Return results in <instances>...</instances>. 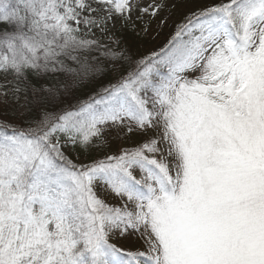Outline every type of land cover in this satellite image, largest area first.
Listing matches in <instances>:
<instances>
[{
  "label": "snow or ice",
  "instance_id": "6c2138e0",
  "mask_svg": "<svg viewBox=\"0 0 264 264\" xmlns=\"http://www.w3.org/2000/svg\"><path fill=\"white\" fill-rule=\"evenodd\" d=\"M0 264H264V0H0Z\"/></svg>",
  "mask_w": 264,
  "mask_h": 264
},
{
  "label": "rangeland",
  "instance_id": "374dc122",
  "mask_svg": "<svg viewBox=\"0 0 264 264\" xmlns=\"http://www.w3.org/2000/svg\"><path fill=\"white\" fill-rule=\"evenodd\" d=\"M167 31H168V29H165V30H164L165 34L167 33Z\"/></svg>",
  "mask_w": 264,
  "mask_h": 264
}]
</instances>
